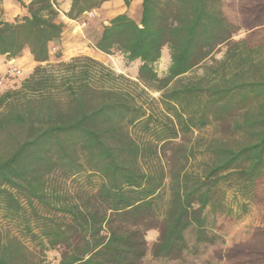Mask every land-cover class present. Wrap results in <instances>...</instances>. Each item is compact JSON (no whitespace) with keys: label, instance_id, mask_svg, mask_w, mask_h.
I'll use <instances>...</instances> for the list:
<instances>
[{"label":"trees","instance_id":"1","mask_svg":"<svg viewBox=\"0 0 264 264\" xmlns=\"http://www.w3.org/2000/svg\"><path fill=\"white\" fill-rule=\"evenodd\" d=\"M16 1L26 14L0 16V56L29 52L38 65L0 96V264H48V251L59 264H142L153 229L152 255L180 258L191 226L207 239V210H246L264 183V0H142L140 22L112 18L92 47L140 61L137 80L92 57L62 60L58 2ZM107 1L71 0L64 15ZM209 127L220 133L194 137ZM77 177L74 190L60 180ZM225 256L264 264V226Z\"/></svg>","mask_w":264,"mask_h":264},{"label":"rangeland","instance_id":"2","mask_svg":"<svg viewBox=\"0 0 264 264\" xmlns=\"http://www.w3.org/2000/svg\"><path fill=\"white\" fill-rule=\"evenodd\" d=\"M142 2H140L141 5ZM116 8H107L104 11L94 12V14L85 13L80 20H70L62 14V19L66 22L67 28L62 35L59 44L51 46L52 53L61 54L62 60L68 61L74 57L88 56L112 68L116 73L123 74L131 80H137L138 69L141 65L140 61L128 63L121 53L106 55L97 51L92 47L100 35L102 28L109 23L110 18ZM122 9L125 10L124 4ZM62 10V9H61ZM114 11V12H113ZM141 6L136 4L135 13L140 14ZM136 14V15H137ZM140 22L139 18H136ZM78 28V31L75 29ZM244 32H241L236 39L243 38ZM257 37H264V33L258 34ZM226 47L216 53V58L220 59L225 53ZM23 56V55H22ZM10 62L20 70V74L16 77H6L7 70L11 67ZM37 63L24 60L21 63L16 59L5 60L0 66V96L7 91L15 90L21 87L37 67ZM170 65V54L168 47H165L161 59L155 64V70L160 77H163ZM157 97V94H153ZM220 133L215 127H209L201 132H196L194 137H208L213 134ZM63 186L74 190L78 187L82 179L80 177L71 179H60ZM228 203L233 198L232 191L228 194ZM247 208L242 210L235 204L234 212L231 215L218 214L212 215L210 209L208 213V224L206 226V240H197L196 227L191 226L186 232L188 247L180 258H161L154 257L151 252L152 246L159 238V230L153 229L146 233V241L149 247L148 254L144 258L142 264H226L228 262L225 252L237 245L247 242L251 239L254 230L259 226H264V183L260 184L257 189V197L255 199L246 200ZM25 204V202H24ZM27 206V204H25ZM36 205V204H35ZM38 208L42 209L39 205ZM0 223L5 222L0 216ZM31 246V245H29ZM59 252L48 251L46 261L48 264H59Z\"/></svg>","mask_w":264,"mask_h":264},{"label":"crops","instance_id":"3","mask_svg":"<svg viewBox=\"0 0 264 264\" xmlns=\"http://www.w3.org/2000/svg\"><path fill=\"white\" fill-rule=\"evenodd\" d=\"M21 1L26 3V4H29L33 0H21ZM56 1L58 2L60 9H62L61 11H62L63 15H64V13H67V12L70 11L71 0H56ZM140 2H142V0H133L132 3H131V6L129 8H127L125 6L123 0H111V1L105 2L101 6L100 9L91 12V14H94V12H98V11H104V10H106L109 7L110 8L115 7L116 8L115 10L119 9L120 11H118V12L117 11L116 12L113 11L114 14L110 18V20L112 18L120 15V14L127 13V15L130 18H132L133 20L138 22L136 20V18H139L141 20V16H142V3L140 5ZM138 3H139V6H141V11H140L139 15L137 13H135V7H136V4H138ZM123 4L125 6V10L122 9V5ZM1 7H2V12H1L0 16H1V18L3 20L8 21V22H13L17 18L22 17L23 15L26 14V10L16 0H3ZM64 17H66V16L64 15ZM26 59L29 60L30 62H34L32 56H31V54L29 52H25L23 54V56L17 58L16 62L21 63V62H23ZM5 60H7V59L4 56H0V66H1V64H3V62Z\"/></svg>","mask_w":264,"mask_h":264},{"label":"built area","instance_id":"4","mask_svg":"<svg viewBox=\"0 0 264 264\" xmlns=\"http://www.w3.org/2000/svg\"><path fill=\"white\" fill-rule=\"evenodd\" d=\"M10 68L7 70L6 77H16L20 74V70L10 62ZM2 83V81H0Z\"/></svg>","mask_w":264,"mask_h":264},{"label":"water","instance_id":"5","mask_svg":"<svg viewBox=\"0 0 264 264\" xmlns=\"http://www.w3.org/2000/svg\"><path fill=\"white\" fill-rule=\"evenodd\" d=\"M106 25H109V23H106Z\"/></svg>","mask_w":264,"mask_h":264}]
</instances>
